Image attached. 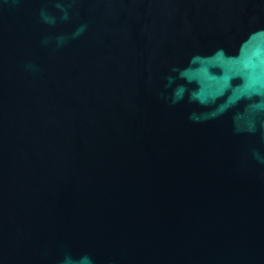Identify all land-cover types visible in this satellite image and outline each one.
I'll use <instances>...</instances> for the list:
<instances>
[{
    "label": "water",
    "instance_id": "water-1",
    "mask_svg": "<svg viewBox=\"0 0 264 264\" xmlns=\"http://www.w3.org/2000/svg\"><path fill=\"white\" fill-rule=\"evenodd\" d=\"M0 264H264V0H0Z\"/></svg>",
    "mask_w": 264,
    "mask_h": 264
}]
</instances>
